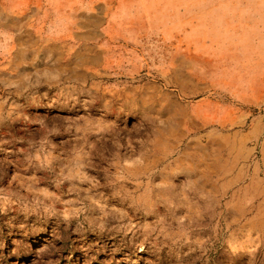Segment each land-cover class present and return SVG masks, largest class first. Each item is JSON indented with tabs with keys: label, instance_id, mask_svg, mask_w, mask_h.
Here are the masks:
<instances>
[{
	"label": "rangeland",
	"instance_id": "obj_1",
	"mask_svg": "<svg viewBox=\"0 0 264 264\" xmlns=\"http://www.w3.org/2000/svg\"><path fill=\"white\" fill-rule=\"evenodd\" d=\"M0 264H264V0H0Z\"/></svg>",
	"mask_w": 264,
	"mask_h": 264
},
{
	"label": "bare ground",
	"instance_id": "obj_2",
	"mask_svg": "<svg viewBox=\"0 0 264 264\" xmlns=\"http://www.w3.org/2000/svg\"><path fill=\"white\" fill-rule=\"evenodd\" d=\"M167 156H169V155H167ZM189 156H191V155H178L174 159L170 160L160 170L159 176H158V179H160V180L157 183H155V185L167 189V187L172 184L174 177H176L178 174L184 173L185 175L190 176L191 178L196 177V178L190 179L188 181V184H191L192 186L197 187L199 185L197 183L200 181V178L204 177L206 175H204V173L201 170H198V160H192L191 157H189ZM150 166L151 165H150L149 161H146V159H136V160L132 161L130 164H128L127 166H125L123 168V170H124V172H128V174L138 176V175L142 174L143 172L147 171L148 169H150ZM211 183H213V182H211ZM200 188H201V194L203 195L201 197L205 201L206 209H212L213 210L214 206H216L215 205L216 204L215 191H214V193H212L211 189H205L203 186H200ZM212 188H214L213 185H212ZM147 189L148 188L146 187L145 191L142 194L134 197L136 199L135 203H136L137 207L138 206L141 207L142 211H144L145 214H149L151 211H153L157 207V202L159 201V200H157L158 197H156V196L153 197L152 195L147 193L146 192ZM162 198L167 201L171 197H169L167 193L166 194L162 193L161 199ZM232 203L233 202L230 201L226 204V207H225L226 211L230 212L234 209H239L238 208L239 206L237 204H232ZM253 228H254V226H253Z\"/></svg>",
	"mask_w": 264,
	"mask_h": 264
}]
</instances>
